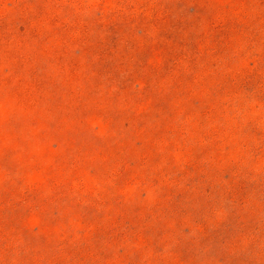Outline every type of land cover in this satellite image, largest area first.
Instances as JSON below:
<instances>
[{
  "label": "rangeland",
  "instance_id": "obj_1",
  "mask_svg": "<svg viewBox=\"0 0 264 264\" xmlns=\"http://www.w3.org/2000/svg\"><path fill=\"white\" fill-rule=\"evenodd\" d=\"M1 251L264 264V0H0Z\"/></svg>",
  "mask_w": 264,
  "mask_h": 264
},
{
  "label": "trees",
  "instance_id": "obj_2",
  "mask_svg": "<svg viewBox=\"0 0 264 264\" xmlns=\"http://www.w3.org/2000/svg\"><path fill=\"white\" fill-rule=\"evenodd\" d=\"M57 146H60V144L59 143H57L56 144ZM210 148L213 150V147L212 146H210ZM7 154H8V157L12 154V152L10 151V150H8L7 151ZM207 220V219H206ZM236 243V242H235ZM234 245V244H233ZM2 254V251H1V253H0V255ZM58 255H59V252H58Z\"/></svg>",
  "mask_w": 264,
  "mask_h": 264
}]
</instances>
